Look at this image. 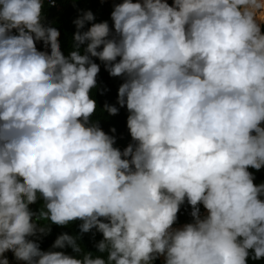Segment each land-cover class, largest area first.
Wrapping results in <instances>:
<instances>
[{
    "label": "clouds",
    "instance_id": "9594fccd",
    "mask_svg": "<svg viewBox=\"0 0 264 264\" xmlns=\"http://www.w3.org/2000/svg\"><path fill=\"white\" fill-rule=\"evenodd\" d=\"M45 3L0 0V264L264 260V182L248 170L264 168V0H123L113 29L81 11L67 55ZM93 58L123 80V151L92 119ZM185 202L192 222L174 228ZM93 229L106 259L81 252Z\"/></svg>",
    "mask_w": 264,
    "mask_h": 264
},
{
    "label": "trees",
    "instance_id": "16d2710c",
    "mask_svg": "<svg viewBox=\"0 0 264 264\" xmlns=\"http://www.w3.org/2000/svg\"><path fill=\"white\" fill-rule=\"evenodd\" d=\"M123 0H57V7L48 6L45 4L44 13L46 16V22H51L53 26L59 28L60 35L58 40L61 44V50L65 55L72 50L73 34L76 32V27L73 21L78 17L81 11H91L95 17L93 23H99L107 21L109 23L110 29H113V21L110 18V14L113 10L115 4L122 3ZM136 2V0H133ZM169 5L173 3V0H167ZM75 5V6H74ZM91 26V23L85 26L84 30H87ZM264 31V28H262ZM36 47L38 50H46L42 42H37ZM94 61L100 66V72L97 75V87L92 90V98L95 99L97 103V111L94 113L92 119L93 121L99 119L100 127L105 133L109 135H114L116 138L115 147L119 148L121 151L129 143H132V139L129 130L126 125L128 112L126 106L121 108L117 104V94L118 88L123 83L122 78L112 77L105 70L104 65L97 58H93ZM110 104L116 106L119 111L116 115H109L107 112H102L104 104ZM115 128V133H112L110 129ZM250 172L255 175L254 183L259 184L264 182V168L260 171L249 168ZM42 201L38 200L36 204L30 205L29 207L36 211L39 207H42ZM201 213L205 210L203 206H200ZM192 208L185 202V204L180 206V210L177 214V221L174 225H179L183 223L192 222V217L190 215ZM41 224L48 223L47 221H41ZM81 221L77 220L71 222L66 226H57L52 224L51 231L47 236H44L40 241V248L43 251H47L51 248L58 235L62 233H68L70 235L79 234L78 225ZM95 233V235H93ZM102 239V234L95 232L93 229L89 233H85L81 236L78 243L81 245V252H92L93 255H103L106 259V254H100L95 248V244ZM53 251H64L68 255L76 256L72 252L71 248L66 247L65 249H52ZM10 263L17 264L14 259L12 252L8 251L4 254ZM80 258V257H77ZM155 264H163V260H157ZM249 264H264V260L260 261H249Z\"/></svg>",
    "mask_w": 264,
    "mask_h": 264
},
{
    "label": "rangeland",
    "instance_id": "374dc122",
    "mask_svg": "<svg viewBox=\"0 0 264 264\" xmlns=\"http://www.w3.org/2000/svg\"><path fill=\"white\" fill-rule=\"evenodd\" d=\"M201 214H202V215H203V214H206V210L203 211ZM183 224H185V223H183ZM160 260H163V257H161ZM10 264H13V263H10ZM17 264H25V262H23V261H19V262H18V261H17Z\"/></svg>",
    "mask_w": 264,
    "mask_h": 264
},
{
    "label": "built area",
    "instance_id": "2783aa9c",
    "mask_svg": "<svg viewBox=\"0 0 264 264\" xmlns=\"http://www.w3.org/2000/svg\"><path fill=\"white\" fill-rule=\"evenodd\" d=\"M45 4L48 5V4H47V0H46V3H45ZM52 6L57 7V0H54V4H53ZM13 34H16V33H15V30H13Z\"/></svg>",
    "mask_w": 264,
    "mask_h": 264
},
{
    "label": "bare ground",
    "instance_id": "6f19581e",
    "mask_svg": "<svg viewBox=\"0 0 264 264\" xmlns=\"http://www.w3.org/2000/svg\"><path fill=\"white\" fill-rule=\"evenodd\" d=\"M205 211V210H204ZM184 224H179V225H173L174 228H179L182 227Z\"/></svg>",
    "mask_w": 264,
    "mask_h": 264
}]
</instances>
